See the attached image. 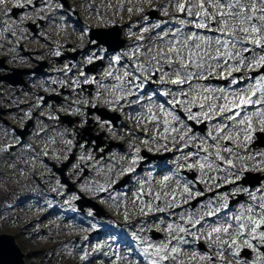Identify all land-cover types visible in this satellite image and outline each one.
Masks as SVG:
<instances>
[{"label": "rangeland", "instance_id": "rangeland-1", "mask_svg": "<svg viewBox=\"0 0 264 264\" xmlns=\"http://www.w3.org/2000/svg\"><path fill=\"white\" fill-rule=\"evenodd\" d=\"M15 1L16 0H4L3 3H0V7H3L2 4L11 3L12 7L20 9L16 14V16H18L17 19L14 17L15 15L10 13V10L5 11V13L0 10V17L2 18L0 26L4 23L11 24L12 22V25H18L20 23L24 25L21 20L22 14H24L26 10H31V6L33 15H36L39 19L50 21L46 29L49 34L39 28L37 32L41 37H34L33 42L27 44L30 47L26 44L24 45L26 49L37 50L39 52L30 55L32 58L31 61L24 57L16 59L13 57L14 53L9 50L8 54L11 55L12 58L4 54L8 56L9 59L5 64L20 67L21 69H32L34 66L36 67L39 65V63H36L37 59H46L52 71L62 69L60 74L55 72L54 74L46 76V79H49L57 85L55 92L61 87H65L71 88L75 94L81 95V91L78 89L80 86L75 85V74L74 76L68 75L66 64L70 57H67L62 63H59L53 58L55 55L59 54H64V56H66V52H76L73 51L74 48L83 45L81 41L78 42L82 35L79 29L72 28L66 35L61 33L60 27L62 23L59 21L58 14L60 12L62 13V11H58V5L55 3V0H26L27 3H25V0H20L21 3H15ZM76 1L77 0H74L68 12L73 13V5H76L79 9V15L72 16H81L86 28L108 29L113 24H121L120 30L122 37L131 38V35L134 34L132 39L125 43V45L127 44L126 48L120 50L123 53L128 54L129 50H138L139 45L147 46V49L145 48V50L141 52L144 59L140 63L141 72L144 74V72L151 71L152 68L155 67L159 70V73H161L160 80L169 81L175 88L172 92V97L166 101L167 105L173 106L164 109L161 104L158 103L156 105V113L154 112L156 115L155 118L159 116L161 112L165 114L169 112L174 117H177L176 120L178 123L164 133H159L157 125L155 128L152 126V136L154 138L158 137L161 140V144H156L154 139L153 143H150L140 134V130H142V132H151V126H149V115L151 113L149 111H151V106L145 103L132 108L131 104L136 102H130L128 98L130 94L136 93V90L133 85L129 84V80L120 72L122 67H117L119 71H116L112 75L109 74V70L110 72L112 71L111 68L118 58L117 53H111L104 58L101 53V49L104 48L102 45H97L95 49L90 47L82 58L79 53L78 58H81L82 62L90 63L98 58H104V62L107 63L104 75L106 78L113 81L106 84H99V87L102 89L109 86L107 89H104V94L100 98H97V93H93L91 97L94 96L93 100L101 104L104 108H110L108 105L114 106L115 104H121L120 107L123 108L120 110L121 114L128 123V127L123 128L122 131L129 132L132 128L136 129V133L130 135V144H128V148L119 151L115 146L112 147L109 142L112 141V143L117 144L119 142L115 141L123 140V137L117 132H111L106 129L103 121L99 122L98 126H95L96 128L93 127V122L86 125V122H84L85 118H83L84 111H76L78 110L77 107L65 102L64 96H67L68 100L72 99L67 93H64V96L59 94L60 100L58 102L49 99V102L46 103V107L40 110V114L48 119H43L40 116L36 117L35 122L36 125L38 124L39 126L34 132V137L31 135L28 139L37 148V152L40 156H47L52 162L62 166V164L67 161L70 154L74 152L70 139L62 135V130L68 128L73 135H80V147L74 152L75 158L73 162L68 165L65 170V177L68 182L73 185L74 190L67 192L65 188H69V185L64 183L60 184L58 179L60 175L58 172L52 171V168L43 161H36V166L28 162L25 163L27 167L35 170V174L39 177L44 187L38 185L36 180L33 181L28 178L21 170L23 168L22 158H34L30 155V149L24 147L25 145L17 147L15 158L19 160L22 165L15 167L12 163L4 162L2 164L3 170L0 169L5 175H14L13 181H11V179L6 180L7 183L0 181V190L3 188L7 191V194L9 193L10 195V199L5 200L7 196L6 193H4V191L0 193V235L7 234L15 236L16 243L19 244L23 255L25 254L23 256L26 260L25 264H126L128 260H131V264H133L132 254L127 253V255L124 256L121 250L112 246L109 247V250H102L101 247L103 243L101 241L93 240L94 244H96L92 246V248H88V245H83L81 242L82 239H87L89 237L85 235L84 229L88 228L90 223L94 225L90 228L91 232L94 230L103 231L102 234L107 236V238L105 237L107 240L113 238L115 234L122 242H125L127 239L134 242L136 251H139L144 259L142 262L140 258L136 257V260L141 264H152L153 260H159V257L154 255V253L156 251L155 246L161 244L167 245V259L160 260L159 264H241L239 260L234 257L232 249L235 248V250L240 251L242 249V244L250 251L249 256L246 257V259H248V264H264V239H261V233H264V221L261 220V218L264 217V210L261 209L262 205H264V192L260 195L254 194L255 197L260 198L259 201L252 200V203H249L247 200L242 199L234 205L235 209L239 208L237 213L242 211L241 214L235 215V217L239 216L243 218L238 221V224H243L248 233H253L251 229L254 226V221L260 224L257 228L260 232L256 230V235L253 236L258 239L256 244H252L248 239L237 235V226L235 228L231 227L232 230L229 228L228 232L225 233L223 228L228 227V217L222 216L221 221L218 223L209 221L196 224L191 215H189V209H192L195 212L198 210L199 217H204L209 213H215L216 207H229L230 213H234L232 210L233 206H229V201L231 200L229 197L235 195L239 191L251 188L250 183L257 180L256 177H252L248 179L247 185L241 183V177L245 176L244 172L250 171L254 174H262L264 172V162L262 163L263 165L256 167L255 165L245 162L243 160L244 158H239V161H237L236 156L229 154V151L235 149L236 146L240 149L250 148L254 152V160L264 161V158H262L263 156H259L264 153V136L262 139L257 136V132H264V103H258L263 106L259 107L258 105L252 112L244 115H242L241 112L242 110H246V108H243V106L235 107V104L238 103L236 98L239 95L250 96L252 91H262L261 97H264V82L257 83V81H260L261 78L264 77V73L253 74V72L262 69L263 66L259 64H249V67L248 65L244 66L246 72H242V70H240L241 68H236L237 64L234 62L236 57L235 53L243 54L244 50L239 51L237 49L243 46L245 41L249 42L247 47L253 52V56L249 55L248 57L249 61L252 59L259 60L260 56L264 55V51L258 47H254L255 45L251 43L253 39L264 37V22L259 20V17L264 15V0H239V5L243 6V10L239 13L243 14L245 17H255L252 21L245 20L243 24L240 20H234L229 17L221 18L219 15L216 16L215 22L207 21L202 13L200 17L195 16L194 13L200 11L198 4L201 0H177L175 3V0H150L148 2L146 0H128V7L124 5L117 6L116 8L113 6L116 5V1L118 0H80L83 9L76 4ZM136 1L142 4L140 19L131 20L119 16L121 13L132 14L135 17L138 16V14H135V8L131 5V3H135ZM44 2H47L50 13L53 14L51 18L45 15L47 11H44V14L40 12L45 7L43 5ZM179 3H186L191 8L193 15L180 12L176 7ZM203 3L204 8L209 13H217V9L212 6L213 0H203ZM227 3H230V1ZM253 5H255L256 14L246 13L245 10H253ZM37 7L39 9H37ZM235 8L240 9L241 7L236 6ZM153 9L156 10V17H154L151 22L147 23L149 19L147 13ZM23 10L25 11L22 13ZM223 11H228V9L225 8ZM107 14H110V17L104 18L103 16H107ZM200 19H205L208 26L198 28L196 23ZM224 20H227L228 23L226 31L232 33L233 37L231 41H236L234 45L231 43L229 46L217 45L215 41L217 37L220 36L206 31L208 28H212L216 32L223 33L221 24ZM181 21H183V23H181ZM76 22L75 20L74 24L72 21L69 25L74 24L72 25V27H74L78 23ZM253 23L261 28L260 33L256 34L251 32V25ZM187 24L194 29L187 27ZM243 27L249 28V32L244 33L240 31ZM24 30L26 29L24 28ZM24 30L21 33V39L25 37ZM189 37H191V39H188ZM220 38L227 40L223 37ZM84 40L85 38H83V42ZM49 41H52L50 47ZM262 41L264 43V40ZM68 42L73 44L68 46ZM98 42L99 40L97 38L92 40V44ZM185 42L187 45L186 47L184 46ZM209 43L210 46H208ZM212 44L216 45V50H212ZM59 45H62V51L57 50ZM196 45H199V47H196ZM83 47L85 48L84 45L80 48ZM229 47H231V49ZM172 48L179 50V55H177L176 51H170ZM218 48H224V50L222 52H220V50L217 52ZM97 51L98 54L94 56ZM145 51L149 53L148 56L145 55ZM162 51H164L163 54H161ZM229 52L233 54L231 58L228 55ZM198 56H201L202 60L199 61ZM128 59L129 63L133 61L130 57H128ZM229 59L233 60V62L228 61ZM225 61H227L226 64ZM170 62H174L170 64L172 68L170 71L171 73L163 72V66ZM185 65H187V67ZM198 65H202V67ZM126 67L127 75L133 79L129 70V65ZM177 71H182L180 72V79L184 81L182 84H186L188 87L183 88L182 84L172 83V80L176 79ZM11 72L12 71H8V69L6 70V68H0V82L2 83L0 84V122L2 123L1 128L6 129L10 126L2 122L4 117H9L12 119L13 124L17 125L22 122L19 114L20 112L28 115L27 109L12 111L11 108H13L16 103H22L24 100L35 102L39 100L38 92L40 90L46 91L47 93L54 90L53 85L46 84L45 77L40 75V73L34 71L24 73V78L27 83H29L28 79H30V77L33 78V75L35 79L31 81L28 87L21 91L20 95H15V100L10 102L9 95L5 94V91L8 90V86L4 78L6 74ZM188 73H197L198 75H194L191 80H188ZM196 78L200 81L193 82ZM247 78H252L255 81L246 82ZM234 79L237 81L236 83H233ZM133 80L136 82L135 78ZM85 81H91V78L86 77ZM215 87L216 89L224 87L225 93L223 96H227L228 100H225L223 97H221V99L226 102L228 107L231 108V111L225 110L221 112V104L217 107L215 100L210 98L207 93H203L205 89H208V92H212L215 90ZM227 87H230L231 90L227 89ZM96 89H98L97 86ZM77 98L79 97L76 95L75 99ZM233 99L236 100V102ZM252 99L255 101L254 96H252ZM121 101L123 102L120 103ZM83 105H85V103H83ZM201 105H203V107H201ZM40 106L42 107V102L37 101L29 105L28 108L34 110L36 107L39 108ZM173 107L175 109H173ZM3 110H5V112H3ZM72 111H76L77 115H80L78 112H81L80 118L82 119L78 122L75 118H71V120L67 118L68 116H64V119L68 120V123L72 122L71 124L74 125H70V127H68L66 123H64L65 125H59L56 120L58 117L57 114L70 113L73 115ZM234 112L235 114L238 113V115L233 114ZM190 114L196 115L197 118L189 119L188 117ZM163 116L164 115H162L161 118ZM229 116H234V118L227 119ZM93 118L95 121L100 120L97 113L93 114ZM211 118H213V122L207 121ZM191 122L197 126L205 124L204 132L194 130ZM76 124H80V127H76ZM246 124L248 127H252L250 131L251 136L239 137V134H242L243 127ZM50 125L57 126L54 127L50 133L42 135V129ZM224 125H228V127H224ZM181 126H184L183 130ZM209 128L212 132L209 131ZM176 130L180 132L176 133ZM52 137L59 138V140L57 139V141L54 142ZM194 137L195 139L198 137L202 140V148L206 151V155L213 157L215 164H212L214 160L211 159L206 165L207 167H204V164L203 167L200 168H198V165H194V159L200 164L195 154L198 151H204L199 148L196 150L191 149L189 140H194ZM210 139H212V142L209 141ZM240 139L243 141H241L239 145ZM5 140L10 141L11 139H5V136H0V143ZM138 141H142V145L144 146L142 150L144 151H148L147 149L151 148L150 150L153 152L160 149L161 152L158 151L159 154L171 153V151L173 153H171L169 158H157L149 161L147 165L149 169L146 167L142 173L132 175L131 180L135 181L136 184L132 186L131 181H128L126 188L129 190L120 193L119 189H115V184L119 182V178L125 176L127 167H136L139 157L135 155L136 148L133 149L132 147L133 143ZM99 142H102V145L96 148ZM117 147L119 146L117 145ZM23 149L25 150L21 152ZM177 151L180 152L175 155ZM217 153H219V156ZM0 155H2V153H0ZM219 157H223V159ZM220 162H223L224 166H222ZM223 167L227 171H230L231 174L235 172L236 177H234V175V178L232 177L233 182L237 180L235 181V186L231 187L226 178L219 179V177L222 176L219 170H223ZM85 169H88V176L83 177L81 172ZM193 169L198 171V173H191ZM184 171H186V174ZM201 173L202 179L200 178ZM16 175L19 176L17 177L18 179ZM31 176H34V174ZM165 177H168V179L165 180ZM187 179L189 184H187ZM212 182L215 186L206 189L204 183L210 184ZM225 186H229V190H225ZM13 187L14 192L11 193V190L8 188ZM240 187L242 189H240ZM252 188H256V192L258 189L264 188V179L261 181L260 186L257 185ZM48 191L55 195V200L51 205L55 209L54 214L56 217L52 218L51 222L59 220L58 218H60L61 215L66 218L68 213H73V217L70 218L69 221L64 222V224L60 223L61 228H59L58 225L52 227L49 223L44 226H31V228H25L26 230H24L23 223L16 220L17 215L25 210H30L32 212L30 216H34L37 211L41 210L39 209L40 204L44 203L45 200L49 198L47 195ZM81 195H83V197ZM156 195H161L162 197V202L158 203V208L154 206V203H156ZM201 197H203V200L199 201L196 206H192V202ZM216 198H220V201ZM223 198H225V200ZM246 198L249 199L248 196ZM79 199H81L82 206L97 204L104 210V215L96 217L94 210L90 206L85 207L84 211L80 210L77 204ZM147 199H149L148 202L146 201ZM47 201L50 202V200ZM240 201H244L247 204L242 210H240V205L244 202L239 203ZM164 202H167L169 206ZM13 204L14 207H11L10 205ZM27 206L30 208H27ZM33 206H35L36 209L31 208ZM144 206H146V208H144ZM178 207L182 209L174 210ZM47 209L51 210V206L49 205ZM151 209L154 213L149 212ZM250 209L251 211H249ZM5 211L10 214L5 215ZM131 211L134 218L130 217ZM148 216H151L150 220ZM93 218L96 221L102 222L100 229H97L99 226L94 224L95 221ZM136 220H139V222H136L139 233L133 232L130 229L131 225L127 223L128 221L135 222ZM117 222H120V224H117ZM107 227H113L110 233L103 230ZM217 227L222 229L220 233L213 231V229ZM181 229H183V231ZM154 232L160 233L157 239L153 237ZM112 233L114 234L112 235ZM61 234L63 240H69L67 244H63L61 239L55 238L60 237ZM181 234L182 236L178 237ZM33 236L35 237L33 238ZM138 238H140V240ZM136 241L145 242L146 246L140 249L137 247ZM233 241L238 243L239 246H236ZM199 243H202L205 249L200 251V255H202H199L200 257L198 258L196 253L199 252L197 248V244ZM172 248H176L177 251L172 252ZM129 251H132V249L129 248ZM110 254H116V257H110ZM98 256L102 258L99 259ZM212 257H220L222 260H226L225 258H227L228 262L218 259L214 262L211 259Z\"/></svg>", "mask_w": 264, "mask_h": 264}, {"label": "bare ground", "instance_id": "bare-ground-1", "mask_svg": "<svg viewBox=\"0 0 264 264\" xmlns=\"http://www.w3.org/2000/svg\"><path fill=\"white\" fill-rule=\"evenodd\" d=\"M147 1V0H146ZM174 1V0H173ZM177 0H175L174 2H176ZM228 1H230V3L231 4H235V0H228ZM227 0H226V2H228ZM129 2H132V1H129ZM148 2V1H147ZM76 4L78 5V6H80L82 9H83V6H82V3H81V1L80 0H77L76 1ZM43 5L45 6L44 7V9H42L40 12H41V14H44V11H49L50 9H49V7H48V4H47V2H44L43 3ZM124 5H126V7H128L129 6V4H128V2L126 3V0H118V1H116V5H114L113 7L114 8H116L117 6H124ZM131 5L135 8V14H138V16H134V15H132V14H125V13H121V14H119V16L120 17H124V18H129V19H136V20H138V19H140V9H141V7H142V4H140L138 1H136L135 3H131ZM37 9H39L38 7H37ZM241 10H243V9H237V8H234L233 9V11H235V12H240ZM251 11H248V10H245V12L246 13H250V14H256V12L254 11L253 12V10L252 9H250ZM28 11H31V12H28ZM241 14V13H240ZM45 15H47V17L48 18H51V16H53V14H51L50 12H47V14H45ZM55 15V14H54ZM242 16H243V14H241ZM104 18L105 17H110V16H108V14H107V16H103ZM58 18H59V21H62V20H66V21H68V24H70V15L68 14V13H59L58 14ZM57 18V19H58ZM24 19L26 20V21H28L29 23H33L34 22V19H35V16L32 14V8H31V10H26L25 12H24ZM53 19H54V17H53ZM234 20H238V19H234ZM47 24H49V21L47 22ZM222 25V24H221ZM242 25V24H241ZM211 32L213 33V34H219L220 36H222L223 38H225V39H227V40H229L230 41V37H231V35H224L223 33H217L214 29H212L211 30ZM47 33V32H46ZM247 35V34H246ZM222 39V38H221ZM223 40V39H222ZM78 42H80V40H78ZM208 46H210V43L208 44ZM248 45L247 44H245V43H243V46H241L239 49H237V50H239V51H241V50H244V52H243V54H240V56L241 57H247V60H245L244 61V63H243V65L241 66L240 65V59L238 58V57H235V59H234V62H235V64H237V67L236 68H241L240 70H242V72H246V68L244 67V66H246V65H248V67H249V55H251V56H253L252 55V50L250 49V48H248L247 47ZM215 47H216V45H213L212 44V50H214L215 49ZM230 49H231V47H229ZM245 49H250L249 51H245ZM216 50V49H215ZM219 50H220V52H222L223 50H224V48H219ZM163 52L164 51H162L161 52V54H163ZM259 54V53H258ZM145 55L146 56H148L149 55V53H145ZM260 55V54H259ZM198 60L200 61V60H202V57L201 56H198ZM253 60V59H252ZM251 60V61H252ZM230 61V60H229ZM232 62H233V60H232ZM253 65H257V64H253ZM180 72H182V71H180ZM215 73H217V72H215ZM200 80L199 79H194L193 80V82H199ZM255 80L254 79H252V78H247L246 79V82H254ZM185 87H188V85H184V88ZM224 88V87H223ZM223 88H218V89H216V87H215V90L214 91H212V92H208V89H205L204 91H203V93L205 92V93H207V95L210 97V98H212V99H214L215 100V102H216V106L218 107L220 104L221 105H226V102L224 101V100H222L221 99V97H223L224 98V96H223V94L225 93V91H224V89ZM227 89H229V90H231V88L230 87H227ZM262 91H256V96H254L255 97V100L258 98V97H261V95H262ZM231 97H233V96H231ZM168 98L170 99V94L168 95ZM227 100H228V97H227ZM232 100V99H231ZM234 100V99H233ZM235 102H236V100H234ZM158 103H160L161 104V106L164 108V109H168L167 108V106H165L160 100H155V101H152V102H149L148 104L150 105V106H152V108H151V110L153 111V112H155L156 113V105L158 104ZM259 105V107H261V106H263L262 104H258V103H253V104H249V105H246V106H243V108H246V110H242V112H241V114L242 115H244V114H249L250 112H252L253 110H254V108H256L257 106ZM169 112H167L166 114L165 113H160V115L159 116H157L156 118H155V120L151 123V124H153V125H157L158 126V131H159V133H164L165 131H167L168 129H171L173 126H175V125H177V123H178V121L176 120V119H174L173 117V115L171 114V115H169L168 114ZM233 114H235V112L233 113ZM162 115H164L162 118H161V116ZM213 118H211V119H209V120H207V121H210V122H213V120H212ZM247 126V127H246ZM181 129L183 130V126H181ZM251 129H252V127H248V125L246 124L244 127H243V130H242V134H239V137H246L247 135L248 136H251V133H250V131H251ZM209 131H211L212 132V130L209 128ZM178 132H180L179 130H176V133H178ZM180 138V137H179ZM241 141H243L242 139H240L239 140V145H240V142ZM246 141H248V140H246ZM5 145V144H4ZM202 145H203V142H202V140L200 139V138H198V137H196V139H195V137H194V140H191L190 141V143H189V146L191 147V149H193V150H196L197 148H199V149H203L202 148ZM234 147V146H233ZM3 150V149H2ZM5 150L6 149H4V152H5ZM179 152L180 151H177L176 152V154L175 155H177V154H179ZM254 152L250 149V148H244V149H240L238 146H236V148L235 149H233V150H230L229 151V154H231V155H233V156H236L237 158H236V160L237 161H239V158H244L243 160L245 161V162H247L248 164H252V165H255L256 167L257 166H260V165H263L262 163L264 162V161H257V160H254L253 158H254V154H253ZM30 154H31V156H33L35 159H27V158H22V160H23V165L26 167V163L25 162H28V163H30V164H32L33 166H36V159H38L39 158V156L37 155V153H33V152H30ZM247 154V155H246ZM259 156H263L262 158H264V153L263 154H261V155H259ZM5 157H7V154H2V155H0V169L1 170H3V167H2V164L4 163V162H6V163H12L15 167H18L19 166V164H21L20 163V161L19 160H17V159H15V158H12L11 157V160L10 159H8V158H5ZM176 157V156H175ZM259 162V163H258ZM31 171H34V169H31ZM35 172V171H34ZM13 173V172H12ZM33 173H31V175H32ZM135 174H137V172L135 173ZM10 174H8V175H5V173H3L2 171H0V181L1 182H3V183H7V181L6 180H10L11 179V181H13V174L11 175V176H9ZM30 175V176H31ZM4 176V177H3ZM234 176L236 177V175L234 174ZM17 177H19L18 175H16V178ZM31 177H34V176H31ZM202 178V177H201ZM18 179V178H17ZM34 179L38 182V184L39 185H41V186H43L42 185V182L39 180V177L38 176H35L34 177ZM204 185H205V187H206V189H210V188H212V187H214L215 186V184L212 182V183H210V184H207V183H204ZM132 186H134V184L132 185ZM231 187H233V186H235L234 184H232V185H230ZM44 187V186H43ZM229 188V186H225L224 187V189H228ZM8 189H10L11 190V193H13L14 192V187L13 188H8ZM240 189H242L241 187H240ZM256 189V188H255ZM260 190V189H259ZM4 191V193H6V197H5V200L6 199H10V195H9V193L7 194V191L6 190H4L3 188L0 190V193H2ZM120 191V193H124L125 191H126V189L125 188H122V189H120L119 190ZM247 191H251V192H254L255 193V191L253 190V189H245V190H243L241 193H238V195L241 197V195L242 194H245ZM258 191V190H257ZM260 192H264L263 191V189H261V191H258L257 193H260ZM256 195H259V194H256ZM1 199L3 200V198L1 197ZM224 200H225V198H223ZM250 200H254V201H259V198H257V197H255V195H254V197L253 198H250L249 197V199H248V201H250ZM149 201V199H147V202ZM164 203H166L167 204V202H164ZM241 203V202H240ZM49 205L51 206V202H47V201H45L44 203H41L40 204V206H39V209H41L40 211H37L36 213H35V215L34 216H30V215H32V212L30 211V210H25L24 212H21V213H19L18 215H17V218H16V220L18 221H21L22 223H23V225H24V230H26V229H29V228H31V226H44V225H48L49 223L51 224V226L53 227V226H55V225H58L59 226V228H61V226H60V223H63L64 224V222H66V221H68V219H63V215H61V217L60 218H58L59 220H57V221H54V222H51L52 221V218H55L56 217V215L54 214V212H55V210L54 209H51V210H48L47 208L49 207ZM168 206H169V204H167ZM247 204H246V202H244L242 205H240L241 207V209L240 210H242V209H244L245 207L244 206H246ZM11 207H14V204L13 205H10ZM52 207V206H51ZM27 208H30L29 206H27ZM31 208H33V209H36V207L35 206H33V207H31ZM144 208H146V206H144ZM179 210V209H182L181 207H178V208H175L174 210ZM239 210V209H238ZM242 212V211H241ZM241 212L239 211V213L241 214ZM137 213H138V210H137ZM193 215H197V214H195L194 212H191ZM239 213H236L235 215H238ZM4 214L5 215H8V214H10V213H7L6 211L4 212ZM16 215V214H15ZM199 217V216H198ZM241 220L243 219V218H240ZM136 222H139V220H136ZM95 224H97L98 226H101L102 225V222H96L95 221ZM89 226H92V224H90ZM135 227H137V224H135L134 225ZM21 228V227H20ZM26 228V229H25ZM89 230V231H88ZM133 230L135 231V232H137L138 233V230H137V228H133ZM230 230H232L231 228H230ZM34 231V230H33ZM32 231V232H33ZM26 232V231H25ZM31 232V233H32ZM84 233H85V235H88L89 237L87 238V239H82V244L83 245H88V248H92V246H94L95 244H94V241L93 240H95V241H101L102 243H103V245H102V247H101V249L102 250H105V249H108L109 250V247L110 246H112V247H114V248H117L118 247V249H120V250H126V253H128V247L126 246V245H124V244H122V243H120V239L118 238V237H114V238H111V239H105V237L107 238V236H105L104 234H100L99 235V233L97 232V231H92L91 232V229H90V227H88V228H85L84 229ZM35 236H33V238H34ZM62 234H61V236L60 237H55L56 239H61V241H62V243L63 244H67L68 242H69V240L68 239H62ZM17 245L19 246V244L17 243ZM19 248H20V246H19ZM21 249V248H20ZM25 255V254H24ZM23 255V256H24ZM110 257H116V254H114V255H112V254H110L109 255ZM109 257V258H110ZM198 258L200 257V256H197ZM25 258V257H24ZM98 258L99 259H101L102 257H100V256H98ZM26 260L24 259V262H25ZM133 261V264H137L134 260H132ZM132 262H131V260H128L127 261V263L126 264H131Z\"/></svg>", "mask_w": 264, "mask_h": 264}, {"label": "flooded vegetation", "instance_id": "flooded-vegetation-1", "mask_svg": "<svg viewBox=\"0 0 264 264\" xmlns=\"http://www.w3.org/2000/svg\"><path fill=\"white\" fill-rule=\"evenodd\" d=\"M41 26H48L46 23H42L40 24ZM73 43H68V45H72ZM85 49H82L79 47L74 48L73 51L76 52H72V54H67L69 57H71L72 60H68V68L70 69L69 75L74 76L75 74V78H76V84L75 85H79L80 88H78L81 91V95L75 94L73 92V90L71 88H65V87H61L57 92H55L56 90V84L54 82H52L53 88L54 90L47 93L46 91H39L38 92V99L35 102H42V107L40 106L39 108H35L34 110L31 109L34 113L32 114V118H28V119H23L24 117H28L29 116V112H28V106L35 103L32 102L31 100H24L22 103H16V105L11 108L12 111H17L18 110H23V109H27L28 115L25 113L20 112V118L22 119V122L15 125L13 124L15 127H21L24 126L25 124H27L29 121L32 122V125L30 127V132L27 134L30 135L31 133V128H32V133L34 136V132L36 131L37 127L39 126L38 124L36 125L35 122V118L40 116L41 118L45 119L46 117L44 115L40 114V110L44 109L46 107V103H48L49 99L50 100H55L56 102H58L60 100V95H63L64 93H67L69 96H71V100H68L67 96H64V100L65 102H68L69 104H73L74 106L77 105L78 110L76 111H81L83 110L84 112V117L86 122V125L90 124V122H93L94 124V128H96L95 126L98 124L97 121H95V119L93 118V114H98L97 111H95L96 107H102L101 104L94 102L93 97H91L93 95V93H97L98 97L100 98L103 94H104V90H101L100 88L96 89L95 84H97V86L99 87V84H106L108 82H111L108 78L105 77L104 72H106L105 69V64L103 61L100 62V64L98 65V67H94L93 62L91 61L90 63L88 62H82L81 58L84 56L85 52L90 48L93 47L92 41H86L85 43ZM79 53L81 54V58H78ZM60 55H64V54H60ZM61 56V57H62ZM60 57V58H61ZM59 57H55V60L58 61L59 63H62V59H60ZM37 61H39V59H37ZM41 64H39L38 66H34L31 70L36 72V73H40V75H43L46 79V76L54 74L55 71H52V68L50 69V66L48 64H46L41 70L38 69V67ZM49 67V68H47ZM35 68V69H34ZM36 70V71H35ZM43 70V71H42ZM46 70V71H45ZM91 73V74H90ZM145 76H146V82L143 86V88L141 89V86L139 85V83L137 82V85L135 87V89L137 90V92H142V93H148L152 90L155 89V87H153L154 84H156V81L160 80L159 75L155 74V71L151 70V71H146L144 72ZM91 78V81H85V78ZM35 79V76L33 75V78L30 77V79H28L29 83H27V81L25 80V78L23 77V82L19 81V79L15 80L13 83L16 84L15 86L12 85V83L10 81L7 82V85L10 86L11 88H9V92L5 93L6 95H9V101H13L15 100L14 97L15 95H20L21 91L24 90L26 87H28L31 83V81ZM165 81V80H162ZM46 84H49V81L46 79ZM109 86H106V88H108ZM13 88V89H12ZM76 95L79 97L77 99H75ZM43 97H48L46 99V101H42ZM134 97H137L136 93H132L130 98L133 99ZM83 103H85V105H83ZM40 104V103H38ZM110 106V108H108L110 111L115 110L116 112L120 110L119 106H112V105H108ZM9 110V109H7ZM58 111V110H57ZM76 111H72L73 115H71L70 113L67 114H58L57 117V121L59 123V125H65L64 123L67 124L68 127L73 126L74 124L68 123V120L63 119L61 116L63 115H67L69 117V119L71 118H75L76 120H78V122L82 119L80 118L81 116V112H78L80 115H77ZM3 112H5V110H3ZM59 112V111H58ZM99 115V114H98ZM75 116V117H73ZM7 121L9 122H13L12 119H10L9 117H4ZM72 120V119H71ZM101 121V120H100ZM83 122V121H82ZM106 129H108L111 132H117L119 134L122 135H132L134 133H136V129H130V131L126 132V131H122L123 128H127L128 127V123L126 122V120L124 118H120L113 120V119H106L103 120ZM76 127H80V124H76ZM20 130V128L18 129ZM22 130V129H21Z\"/></svg>", "mask_w": 264, "mask_h": 264}, {"label": "snow or ice", "instance_id": "snow-or-ice-1", "mask_svg": "<svg viewBox=\"0 0 264 264\" xmlns=\"http://www.w3.org/2000/svg\"><path fill=\"white\" fill-rule=\"evenodd\" d=\"M3 2H4V0H0V3H3ZM17 6H19V5H17ZM212 6L217 9V13L216 14L209 13L204 8L203 0H201V2L198 4V7H199L200 11L194 13V15L197 16V17H200L201 13H202L203 17L206 18L207 21H212V22H215L216 16L219 15L221 18L229 17V18H232V19H238V20H240V22L242 24L245 22V20L252 21V20L255 19L254 16L245 17V16H242L240 13H237V12L233 11V9L236 6H240L241 9H243V6L239 5V0H236L235 4L227 3L226 0H213ZM176 7H177V9L180 12L187 13L188 15H193V13L191 11V8L186 3H179V4L176 5ZM225 8H227L228 11H223V9H225ZM254 11H255V5H253V12ZM206 20L205 19H200L196 23V26L198 28L207 27L208 25L206 23ZM259 20L264 22V15L260 16ZM181 23H183V21H181ZM227 28H228L227 20H224V22L221 25V29H222L223 34L224 35H232V33H228L226 31ZM233 31H235V30H233ZM240 31H242L244 33H248L249 32V28L243 27V28L240 29ZM260 31H261V28L257 27L255 23H253L251 25V32L252 33L258 34V33H260ZM188 39H191V37H189ZM262 40H264V37H259L257 39L251 40V43H253L256 47H258L262 51H264V43L261 42ZM215 42H216L217 45H220V46H227L230 43L234 45L236 43V41H234V40L233 41L222 40L220 37H217ZM184 46L185 47L187 46L186 42H185ZM196 47H199V45H196ZM170 51H176L177 55H179V50H177L175 48L170 49ZM245 51H249V50L245 49ZM217 52H219V48L217 49ZM57 54H59V53H57ZM228 55L231 58V56L233 54L231 52H229ZM235 56L240 59V65L241 66L243 65L244 61L247 60V57H240V53H235ZM262 62H264V55H261L259 60L249 61V64L250 65L251 64H259L261 66H264V63H262ZM226 63H227V61H225V64ZM185 66L187 67V65H185ZM198 66L202 67V65H198ZM180 75H181L180 72L177 71L176 79L172 80V83H174V84H178V83L182 84L184 81L180 79ZM194 75H198V74L197 73H188L187 74V79L191 80ZM236 82L237 81L234 79L233 83H236ZM261 82H264V77H262L260 81H257V83H261ZM252 96H256V92L255 91H252V94L250 96L239 95L236 98L238 103L235 104V107H241V106L249 105V104H253V103H264V97H258L255 101H253ZM224 98H225V100H227V96H225ZM201 107H203V105H201ZM225 110L231 111V108H229L227 104L226 105H221L220 106V111L224 112ZM168 114L171 115V113H168ZM235 115H238V113H236ZM173 118L177 119V117H173ZM188 118L189 119H196L197 117H196V115L190 114ZM233 118H234V116L227 117V119H233ZM224 127H228V125H224ZM213 139H215V138H213ZM217 155L219 156V153H217ZM219 158L223 159V157H219ZM201 167H203V165H201ZM164 179L167 180L168 177H165ZM262 207H264V205H262ZM249 211H251V209ZM236 219L239 220L240 217L237 216ZM261 220L264 221V217H262ZM253 223H254V226L252 227L251 231L254 233V232H256V230L260 226V224L258 222H255V221ZM231 227H232L231 222H228V227L223 228V231L225 233H227L229 228H231ZM240 227L242 229L244 227V225L241 224ZM181 230L183 231V229H181ZM221 230L222 229L220 227H217V228L213 229V231L216 232V233H220ZM241 234H242L241 232L237 233V235H241ZM261 239H264V233H261ZM233 243H235V241H233ZM246 243H247V241H246ZM155 247H156V251H155L154 255H157L159 257V260H153L152 264H159L160 260L167 259V245L166 244H161V245H158V246H155ZM171 251L172 252H176L177 249L176 248H172ZM201 258H203V257H201Z\"/></svg>", "mask_w": 264, "mask_h": 264}, {"label": "water", "instance_id": "water-1", "mask_svg": "<svg viewBox=\"0 0 264 264\" xmlns=\"http://www.w3.org/2000/svg\"><path fill=\"white\" fill-rule=\"evenodd\" d=\"M65 3V0H62ZM92 37L97 38L99 43L107 46L109 50H118L124 46V40L121 39V30L118 26L108 29H92ZM262 136V133H259ZM261 177L251 183H259ZM0 264H25L22 250L19 248L13 236L0 235Z\"/></svg>", "mask_w": 264, "mask_h": 264}]
</instances>
